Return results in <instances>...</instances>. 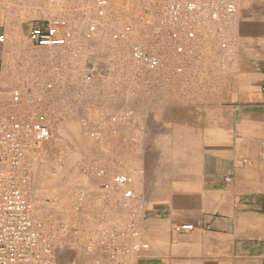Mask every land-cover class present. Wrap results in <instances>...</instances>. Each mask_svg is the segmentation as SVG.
Returning a JSON list of instances; mask_svg holds the SVG:
<instances>
[{
	"label": "crops",
	"instance_id": "0c3cea01",
	"mask_svg": "<svg viewBox=\"0 0 264 264\" xmlns=\"http://www.w3.org/2000/svg\"><path fill=\"white\" fill-rule=\"evenodd\" d=\"M238 5L233 53L200 50L183 73L160 74L159 116L148 106L113 139L145 168L136 223L149 249L130 264H264V0ZM137 134L138 147L125 143Z\"/></svg>",
	"mask_w": 264,
	"mask_h": 264
},
{
	"label": "rangeland",
	"instance_id": "374dc122",
	"mask_svg": "<svg viewBox=\"0 0 264 264\" xmlns=\"http://www.w3.org/2000/svg\"><path fill=\"white\" fill-rule=\"evenodd\" d=\"M159 3L160 0H108L105 15L100 17L93 0H0V18L9 26V34H4L6 43L0 46V119L23 118L32 109L30 104L14 103V90L44 94L52 137L26 158L27 193L37 219L51 227L56 222L65 225V229L57 231L60 263L106 261L101 251L87 248L88 242L102 224L117 223L114 219L122 193L106 191L102 184L116 174L127 173L134 178L136 190L140 181L137 176L145 173L143 158L133 162L127 156H117L113 139L120 128L128 127L138 114L149 111L148 106L153 105L154 116L158 117L160 74H180L175 73L177 67L185 71L192 63L191 58L178 57L168 43L145 44L159 49L165 66L155 74L138 76L130 47L140 36L145 15ZM54 18L68 22L74 38L72 45L33 46L28 29ZM94 22L97 32L87 38V28ZM127 25L135 29L131 38L115 41L113 35ZM204 39L190 43L189 51L223 53L215 39ZM88 75L92 76L89 81ZM51 82L57 85L49 90ZM151 94L155 96L153 104L152 100L148 103ZM128 111L134 112L129 122H112L113 116ZM95 130L101 133L100 140L91 137ZM139 135L129 136L125 143L138 147ZM132 138L136 141L132 142ZM101 170H105L104 175H98Z\"/></svg>",
	"mask_w": 264,
	"mask_h": 264
},
{
	"label": "built area",
	"instance_id": "2783aa9c",
	"mask_svg": "<svg viewBox=\"0 0 264 264\" xmlns=\"http://www.w3.org/2000/svg\"><path fill=\"white\" fill-rule=\"evenodd\" d=\"M239 0H160L159 5L145 15L140 36L130 47V55L137 67L138 76L155 74L165 66L163 54L156 47L145 46L169 44L178 57L191 58L198 52H190L189 44L204 41L205 37L215 39L223 54L233 53L232 43L239 25ZM100 17L106 12L108 0H93ZM96 22L87 28V38L97 32ZM135 29L125 26L113 35L115 41L128 40ZM28 40L37 48H68L74 40L68 22L54 18L42 25L28 29ZM6 43V36L0 35V45ZM183 73L182 67L175 69ZM87 80L92 76L88 75ZM56 83H49L52 90ZM26 102H23L25 101ZM15 104H30L23 118L17 116L0 119V264H64L57 258V231L65 225L56 222L54 228L35 217L33 205L28 196V174L26 158L52 137L48 114L44 110L45 97L40 92L28 93L19 88L13 91ZM29 102V103H28ZM24 106V105H23ZM134 112L117 114L112 122L117 125L129 122ZM85 123H87L85 121ZM116 130V129H115ZM117 133V130L114 132ZM101 139L97 130L91 133ZM135 142V139H131ZM105 170L98 175H104ZM231 179L227 178L229 182ZM134 178L120 173L102 184V189L122 193L120 207L130 216L126 226L102 224L88 242L89 250H99L106 256V262L95 264H130L131 259L149 249L139 241L140 232L136 220L139 214L137 194L133 189ZM115 218L114 220H116ZM192 225L177 227V231L192 230Z\"/></svg>",
	"mask_w": 264,
	"mask_h": 264
},
{
	"label": "bare ground",
	"instance_id": "6f19581e",
	"mask_svg": "<svg viewBox=\"0 0 264 264\" xmlns=\"http://www.w3.org/2000/svg\"><path fill=\"white\" fill-rule=\"evenodd\" d=\"M96 33V32H95ZM176 73V72H175ZM114 117V116H113ZM94 132V131H93ZM115 132V131H114ZM56 134V133H55ZM127 174V173H126ZM56 187V186H55ZM59 188V187H58ZM58 190V189H57ZM63 190V189H62Z\"/></svg>",
	"mask_w": 264,
	"mask_h": 264
}]
</instances>
